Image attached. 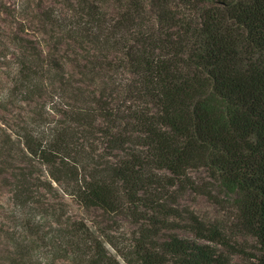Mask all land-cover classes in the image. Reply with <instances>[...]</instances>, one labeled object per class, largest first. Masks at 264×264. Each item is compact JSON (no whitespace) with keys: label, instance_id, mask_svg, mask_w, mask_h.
<instances>
[{"label":"trees","instance_id":"1","mask_svg":"<svg viewBox=\"0 0 264 264\" xmlns=\"http://www.w3.org/2000/svg\"><path fill=\"white\" fill-rule=\"evenodd\" d=\"M62 4L70 15L44 10L39 21L54 32L53 48L67 40L77 49L39 63L33 44L18 39L24 57L14 88L24 100L49 103L10 129L13 137L0 126V175L10 172L16 200L27 197L31 169L40 166V188L56 184L74 204L110 214L135 204L150 170L182 177L202 167L238 196L242 228L257 243L252 264H264V0ZM48 211L56 223L67 217L58 245L76 254L91 248L83 223L61 205ZM5 238L11 248L0 246V264H31L33 248ZM95 244L89 264H109ZM138 259L230 264L208 244L175 235Z\"/></svg>","mask_w":264,"mask_h":264},{"label":"rangeland","instance_id":"2","mask_svg":"<svg viewBox=\"0 0 264 264\" xmlns=\"http://www.w3.org/2000/svg\"><path fill=\"white\" fill-rule=\"evenodd\" d=\"M63 1L0 0V126L9 128L7 133L12 137L10 129H15L22 118L30 116L42 104L49 103L44 98L24 100L14 88L19 76V61L24 57L18 39L33 44L39 53V63L53 53L59 56L72 48L77 49L67 40L53 48L54 32L49 34L52 29L42 26L39 21V14L44 10L70 15ZM104 9L108 16L115 13L111 1ZM31 64L37 65L34 57ZM66 69L71 70L69 65ZM10 164L15 168L21 165L16 161ZM39 167L31 169L33 175L27 185L30 189L21 202L16 200L14 187L9 185L15 183L10 172H1L0 175L1 249L5 252L4 249L11 248L4 247L7 243L5 237L23 242L33 248L31 264H89L96 242L103 248L109 264H140L141 249L158 247L170 235L208 244L230 264H252L258 254L255 239L242 228L238 196L225 192L205 168L187 169L182 177L152 169L148 173L147 185L137 187L135 204L123 203L125 205L122 204L120 210L108 214L99 208L85 209L74 204L56 184L52 183L53 189L40 188L38 179L44 181L47 176L45 169ZM22 168L25 167L20 166ZM52 204L61 205L71 222L84 224L93 240L87 243L90 249L82 245L76 254L58 245L57 230L66 227L67 217L56 223L49 216L48 209Z\"/></svg>","mask_w":264,"mask_h":264}]
</instances>
